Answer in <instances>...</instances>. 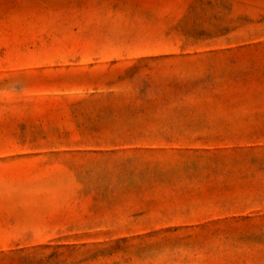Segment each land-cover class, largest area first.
<instances>
[{
  "label": "rangeland",
  "instance_id": "rangeland-1",
  "mask_svg": "<svg viewBox=\"0 0 264 264\" xmlns=\"http://www.w3.org/2000/svg\"><path fill=\"white\" fill-rule=\"evenodd\" d=\"M0 264H264V0H0Z\"/></svg>",
  "mask_w": 264,
  "mask_h": 264
}]
</instances>
